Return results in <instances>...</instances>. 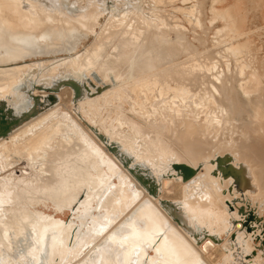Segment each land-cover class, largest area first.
Instances as JSON below:
<instances>
[{
    "label": "bare ground",
    "instance_id": "bare-ground-1",
    "mask_svg": "<svg viewBox=\"0 0 264 264\" xmlns=\"http://www.w3.org/2000/svg\"><path fill=\"white\" fill-rule=\"evenodd\" d=\"M117 1L0 0V65L54 46L75 52L77 35L92 32L104 11L117 12ZM126 1L133 13L106 19L89 49L53 66L0 67L6 121L15 128L30 119L0 136V264H264L254 241L263 238L264 63L251 61L255 73L226 62L248 32L230 18L214 29L220 10L191 0L177 11L195 42L163 13L177 0ZM108 103L119 110L111 114ZM124 106L158 131L150 148L136 150L112 131L124 124ZM75 116H87L95 136ZM19 150L28 158L13 164L21 176L9 167ZM186 156L196 166L186 164L194 172L185 179L175 165ZM33 193L50 195L53 208L19 209Z\"/></svg>",
    "mask_w": 264,
    "mask_h": 264
},
{
    "label": "rangeland",
    "instance_id": "rangeland-1",
    "mask_svg": "<svg viewBox=\"0 0 264 264\" xmlns=\"http://www.w3.org/2000/svg\"><path fill=\"white\" fill-rule=\"evenodd\" d=\"M104 1H105L106 5H110V3H113L114 4V0H104ZM208 1L211 3L210 4L208 2V5H209L210 8L212 6V8L214 7L217 11L218 10L221 11V12L218 11V16H214L212 13L210 14V17L214 16L215 19H213V18L212 19L214 21H216V22H213L212 19L209 21V22L212 21V23H209L210 25L212 24L211 27H213L214 29H218L219 26H220V24L221 25L222 24L224 25V23H226L229 26H231V24H229V21L231 20L230 22L233 23V26H236V28L239 29L240 32H244V31L246 33L248 32L247 36H245L246 38L244 37V38L241 39L243 41L245 39L246 40L244 42L239 40V42H238L239 44H242V45H241V48L239 49L237 58H233L230 55L229 57H227V59H228V60H226V62L228 61L227 64L230 65L232 68H236L237 67L238 69L241 68V66L242 67L244 66L243 70L244 69H247V71L250 70V71H253V72L257 73L256 70H254V67L250 63H251V61L257 62L258 60H261L264 63V60H263L264 59V8H262V7H264V0H262V1L261 0H235V2L238 1L236 3L234 2V0H226V1L224 0L225 2H223L222 0H218V1L215 0L216 2L214 0L213 1L212 0H208ZM239 1H241L242 4L240 2V5H239ZM219 2L221 4H219ZM234 3H235V5H234ZM191 4H192L191 0H188L186 3H183L181 0H177V1H175L171 5H165V6L162 5L161 8L164 9V11H163L164 14L165 13L166 14H170V15H173L176 19H179L178 20L179 21V24H180V26H183V32H184L185 36L187 37V39H190L192 41H195L193 38H194L195 35H197V31L195 29H193L190 24L186 23L185 20L180 19V18H182V15H181L180 12L177 11L178 8H184L185 6H190ZM227 4L229 6L230 5H232V6L229 7V6H227ZM144 5H145L144 7H146V4L145 3H144ZM175 5H177V6L174 7ZM115 6H117L116 7L117 12L114 11V10L113 11H110V12H109V10L104 11V13L101 16H99L98 24H97V26L95 27V29L92 32H88V33H85V34H78L77 35V37H76V51L75 52H73V53H66L63 50L62 51H57L58 47L54 46L52 49L56 50V52L43 53V52L39 51V52H37V53L34 54L35 56L32 54L30 56H27L23 60L16 61V62H9V63H7L5 65H0V67L3 66V67H7V68L9 67L10 68V67H15V66L24 65V64H37L39 62H43L42 64H47L48 63L49 66H53L56 63L60 62V60L67 59V58H69V56L71 57L72 55L75 56V55L81 53L84 49H89L90 46L95 41V39L98 37V34L99 35L101 34V30H102L101 26L104 24V22H105L106 19L115 18V20H117V19H119V20L121 19L122 20V19H124L126 17V15L128 13H133L132 12L133 11L132 8L129 6L128 1H126V0H118L115 3ZM217 6H220L221 8L220 7H217ZM224 6L226 7V10H224ZM238 7H241V8H238ZM174 9H176V10H174ZM229 9H230V12H231V16L230 17L227 16L228 15L227 14V11ZM236 9H239V10H236ZM223 10H224V12H222ZM231 10L232 11H236V13L232 12ZM110 13H111V15H110ZM232 13H233V17H232ZM224 14H225V16H224ZM234 14H235V16H237L238 19H236V17L234 16ZM237 14H240V15H237ZM116 16L119 17V18H117ZM238 16H240L241 18L238 17ZM234 17H235V19H234ZM227 18H230L229 21H228ZM231 18L233 20H235V21L233 22V20ZM220 20L222 21L221 23L219 22ZM240 21L242 23H240ZM218 22H219V24H218ZM237 24L238 25L240 24V25L238 26ZM225 34L226 33H223L222 36L225 35ZM226 35L227 36H230L229 35V32ZM247 37H248V39H247ZM246 41H248V42H246ZM250 42H252V43H250ZM242 46H243V48H242ZM231 47H233V45ZM212 48H214V47H212ZM247 55H249V57ZM110 57H112V55H110ZM229 60H230V62H229ZM237 63H238V65H237ZM246 63H247V66H245ZM48 65L47 66H44V68L49 67ZM261 69H264V67H262ZM37 76H40V73H38ZM15 80H17V79H15ZM42 87H43L42 86V83L36 84V89H37L36 92H37L38 95H43L44 94V91H42L43 90ZM57 101H56L57 102L56 105L59 104L60 99L57 100ZM108 104H111V103H108ZM112 106H114V107H112ZM108 107L111 110L110 111L111 114H114L116 111L119 110L117 106L115 107V105H112V104L111 105H108ZM130 107L131 106H124L122 108V111H124V113H120L119 116L121 117V119H122V117L125 119V120H123L124 121V124L123 125H120L119 123H116L114 125V127H116V128H113L112 127V131H115L116 130V132L119 131V132L123 133L122 136L126 139V140L124 139L126 141V143H130L131 142L132 146L135 147L136 150L141 151L143 149L150 148L149 145L151 144V141H153V142L155 141L156 136L158 134V131L157 130H154L142 118H140L139 116L133 114ZM128 110H129V112H128ZM41 111L42 110H39L38 112H41ZM74 113L75 112H73V114ZM123 114H125L127 116V118H125L124 117L125 115H123ZM75 117L77 118L79 124L83 128H87L88 131L91 134H93L92 132H94V131L91 132V130L89 129V126H88V122L89 121H88L87 116L82 117L84 119H87L86 120L87 122L84 119L79 118V116H75ZM70 119H72V117H70ZM28 121H30V119ZM28 121H26V122H28ZM26 122L22 123L21 125L25 124ZM113 123H115V120L114 121H111V124L112 125H113ZM133 123L136 124L137 126L134 125ZM21 125H18L15 128H18ZM95 125H96V127H98V130H100V132H102L103 134L105 133L104 135H107L106 132H103V128H102V126L99 123H95ZM106 125H107V123H106ZM138 125L141 128V130L139 129ZM145 130H147V132ZM94 134H95V132H94ZM124 134H126V135L124 136ZM148 136H149V138H148ZM131 138L133 140H131ZM164 140L169 145H171L173 147L175 153L176 152H179L180 154H184L181 151V149L175 144V142L172 139H169V138L166 139L164 137ZM222 140L225 141V138L222 137ZM220 144H222V142ZM248 145H249V148L251 147V149H252L253 152H256L257 154H260L259 150L255 147L253 141H249L248 142ZM21 150H23L24 152L26 151L25 148H22ZM23 151H20L19 150V151H17L18 153L16 152L14 154V156L11 158L12 159L11 165L9 166L10 169H13L12 171L17 176H21V175H20V173L18 174L17 170H15L14 165H13L14 162L16 161L15 163H16V169H17V168H19V166H24L25 165V161L28 160L26 153L24 154ZM185 160H184L183 163L190 164L193 167L196 166V165L193 164L192 160L189 159L187 156H186ZM12 165H13V167H12ZM201 170H203V169H201ZM169 186H170V184L168 185V187ZM246 200H248V198ZM54 204H55V202L50 197V195H48L46 193H33L30 196H28L27 198H25L24 201H22V203L18 206V208L21 209V210H23V211H26V212H30L32 210L33 211H35V210H42V209H43L42 211H46V210L48 211L49 209L53 208L52 206ZM258 205L261 207V208L259 207L261 213L258 214V217L260 218V222L263 223V229H264V203L263 204H258ZM38 207H39V209H38ZM255 207L256 206H254L253 209ZM66 217H68V218L70 217V211H66ZM262 235H264V233H262ZM7 249L11 253H14V251L11 248H7ZM210 250L213 251L212 250V247H210L209 249L207 248L206 251L211 253Z\"/></svg>",
    "mask_w": 264,
    "mask_h": 264
},
{
    "label": "water",
    "instance_id": "water-1",
    "mask_svg": "<svg viewBox=\"0 0 264 264\" xmlns=\"http://www.w3.org/2000/svg\"><path fill=\"white\" fill-rule=\"evenodd\" d=\"M57 51H62V49H60V48H58L57 49ZM41 52H43V53H48V52H56V50H54V49H51V50H48V51H45V50H41ZM39 111V110H38ZM0 136H2L3 134H4V132L5 131H7V130H9V129H13L14 128V126H15V124H16V122H14V123H12L11 124V122L12 121H15L14 119L12 120V119H10L11 121H9V122H7L6 121V115H4V113H3V111H1L0 110ZM1 130H2V132H1ZM175 168H177V169H179V170H181L182 172H183V178H188V177H190L192 174H193V172H194V169H192L190 166H188V165H186V164H181V165H175ZM234 204H235V202H229V201H226V205H227V207H228V209L229 210H233V208H234ZM239 208L241 209V208H243V206L241 207V206H239ZM248 210H249V213H250V217L249 218H252L253 217V214H255V209H253V207H251V208H248ZM70 214H71V211H70ZM258 217V216H257ZM258 219H259V221H258V223H261L260 222V218L258 217ZM251 220H248L245 224H244V226H246V227H248L249 226V222H250ZM262 224V231L260 230V235L263 237L262 239L260 238V237H255V239H254V241L256 242V241H259V243H260V245L262 246V247H264V235H262V233H264V229H263V223H261ZM249 228V227H248ZM250 231L252 232V230L250 229ZM250 233V232H249ZM235 238V235L233 234V235H231V239H234ZM150 254H153V252L150 250Z\"/></svg>",
    "mask_w": 264,
    "mask_h": 264
}]
</instances>
